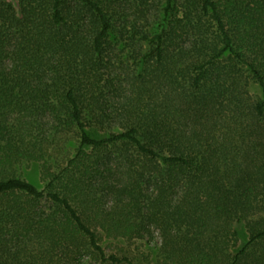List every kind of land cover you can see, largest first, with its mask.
<instances>
[{
    "label": "trees",
    "instance_id": "16d2710c",
    "mask_svg": "<svg viewBox=\"0 0 264 264\" xmlns=\"http://www.w3.org/2000/svg\"><path fill=\"white\" fill-rule=\"evenodd\" d=\"M179 1L159 32L134 28L153 45L135 78L113 61L125 9L0 0V261L151 264L108 238L165 264H264V0Z\"/></svg>",
    "mask_w": 264,
    "mask_h": 264
},
{
    "label": "rangeland",
    "instance_id": "374dc122",
    "mask_svg": "<svg viewBox=\"0 0 264 264\" xmlns=\"http://www.w3.org/2000/svg\"><path fill=\"white\" fill-rule=\"evenodd\" d=\"M111 7L114 6L117 14L122 13V9L125 11L127 18L118 21L116 23V28L123 27L126 22L129 28V35L126 40L121 39L118 31L111 37L112 47L116 52L113 54V61L116 63L115 67L117 71H125L132 73V77L138 78L140 72V61L137 60L138 54L144 55L150 52L153 45L143 39L142 35L137 36L136 39L130 38L133 36L134 28H139L146 33L151 35L159 32L156 24L162 22L165 19L163 9L166 6V0H104ZM185 0H180L179 4H183ZM130 23V24H129ZM135 26V27H133ZM211 27V25H210ZM211 31L215 33V27H211ZM117 57V58H115ZM190 75L193 72L188 70ZM250 83L248 89L252 99L259 100L263 98L261 88L252 79L248 81ZM102 137L104 135H101ZM18 173L24 179L34 183L38 188L44 189L46 187V182L42 180L40 167L37 163H29L25 166L19 168ZM249 241L248 234L245 231H241L240 239L237 243L238 247L243 246ZM103 246L108 253L117 252L119 254H126L133 258L136 262H149L151 264H165L159 253V246L153 242L151 244L146 241H135L132 243H119V241H114L112 239H104L102 242ZM237 247V248H238ZM235 251V250H234ZM251 256H254V250L251 252ZM5 259L0 261V264H6ZM83 264H103L97 257L88 255L82 262Z\"/></svg>",
    "mask_w": 264,
    "mask_h": 264
}]
</instances>
